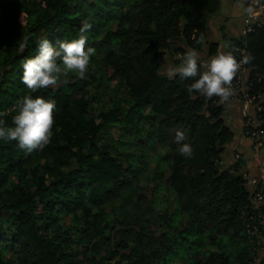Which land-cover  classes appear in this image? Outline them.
I'll return each mask as SVG.
<instances>
[{"label":"trees","instance_id":"trees-1","mask_svg":"<svg viewBox=\"0 0 264 264\" xmlns=\"http://www.w3.org/2000/svg\"><path fill=\"white\" fill-rule=\"evenodd\" d=\"M219 5L220 0H0V113H7L3 118L12 126V108L24 95L56 102L53 136L42 151L27 153L15 141L0 140V264H251L252 250L243 243L246 225L253 224L244 159L239 155L229 169L220 167L234 136L225 105L218 97L194 93L193 99L187 92L191 80H170L161 72L166 54L178 65L187 47L200 52L208 45L209 56L216 52L218 43L207 38ZM85 19L92 25L86 47L96 49L86 79L71 75L58 89L30 92L21 82L20 62L35 55L37 38L53 44L75 39ZM222 30L223 43L255 57L243 66L247 93L264 121V29L253 26L236 37ZM201 33L206 40L198 45L192 37ZM25 35L30 38L21 51ZM116 78L127 95L125 112L111 106L91 113L92 98H84L82 87ZM108 125L166 148L153 159V169L146 168L158 175L149 196L133 192L140 183L136 170L100 143ZM177 129L186 130L191 158L178 153ZM116 200L119 216H126L111 223L104 205ZM140 202L148 221L162 219L152 210L168 211L163 226L167 232L177 227L159 247L146 219L130 214Z\"/></svg>","mask_w":264,"mask_h":264},{"label":"clouds","instance_id":"clouds-1","mask_svg":"<svg viewBox=\"0 0 264 264\" xmlns=\"http://www.w3.org/2000/svg\"><path fill=\"white\" fill-rule=\"evenodd\" d=\"M252 3L264 7L262 0H252ZM236 7L242 14L254 11L248 0H237ZM88 19L82 21L78 37L75 39H57L55 44L46 36L36 40V53L25 57L20 62L22 69L21 82L32 92L40 89H58L61 84H67L69 75L86 79L91 65V58L96 54L94 47H86V32L91 30ZM29 36L25 35L19 45L23 51L28 46ZM196 44H205L203 33L197 38L192 37ZM241 54L238 60L236 53ZM179 64H169L163 70L168 79L177 76L191 80L187 85V92L198 94L207 99L219 98V103L227 105L236 95L233 81L243 65L250 64L255 57L244 53L231 42L223 43L214 55L202 58L200 53L192 47H187L183 54L178 55ZM63 78V79H62ZM195 99L196 96L192 95ZM12 111L11 125L3 118L7 113H0V140L15 141L19 150L31 153L34 150L42 151L53 136L55 124L56 102L54 99H45L41 95H24L17 99ZM187 140L186 130L175 131L174 142L179 146L178 153L185 158L193 156V147Z\"/></svg>","mask_w":264,"mask_h":264},{"label":"rangeland","instance_id":"rangeland-1","mask_svg":"<svg viewBox=\"0 0 264 264\" xmlns=\"http://www.w3.org/2000/svg\"><path fill=\"white\" fill-rule=\"evenodd\" d=\"M250 1V0H249ZM249 3V2H248ZM237 1L234 2L232 0H221L218 12L212 16L214 18V22H216V27L218 24L223 23L219 26V30L223 29V33L228 36V37H236L238 36V33L240 31H245V27H249V23H247V14H242L240 10L236 7ZM254 14L258 15L260 14L261 16H264L262 13L263 11L261 10H254ZM264 25V22L261 21L259 24V27ZM261 28L264 29V26ZM210 34V33H209ZM221 34V31H220ZM221 36V35H220ZM208 39L215 40L214 36L213 38L209 36ZM220 39V38H219ZM220 44L222 45L223 42L220 40ZM173 59L170 57L169 54H166L162 59H161V72L163 73L164 68L169 65L173 64ZM63 79V78H62ZM68 81L71 79V74L67 78ZM81 94H84V98H92V102L90 105V112L98 115L101 112H106L111 106H115L117 109H119L120 112H125V109L127 108L125 104V100L127 98V95L123 88L121 87L120 80L118 78L114 79L113 81H109L108 84H105L103 80H97L94 84L89 83L88 85H85L82 87ZM241 98L240 94H236L235 97H233L232 101L237 102L235 105H238L239 108H234L231 109L232 107L225 106L226 108V117L227 116H232V122L231 125L236 127L239 126L238 122V115L239 111L241 110V115L242 112L245 111L247 113H251L253 115L258 114V109L257 103L252 104L250 107H245L241 106V103L239 100ZM236 107V106H235ZM243 110V111H242ZM97 122H100V120L97 118ZM228 120V118L226 119ZM245 120V119H244ZM244 127V124H243ZM243 127L241 129H243ZM232 128V127H231ZM238 135V133H237ZM99 139L100 143L102 145H108L111 147V154L119 160L124 163L125 165H132L133 168L136 170L134 171L136 179L140 180V183L136 185L134 184L133 186V192L136 189H139L142 193H145L148 191L147 195L149 196V191L153 188L155 185V178L158 176L154 173H151V170H148L147 172L146 168L147 166L150 169H153V159L158 155V154H163L166 151L165 147H160L157 144H151L148 145V143H142V138L139 136L137 132L130 133L129 131H126L124 127L122 126H112L108 125L105 126L99 133ZM242 143H245L250 149L251 152V159L256 163V174L259 173L263 174L264 176V171L263 173L261 172V169L259 168V165H261L264 168V148L262 147L260 154H259V161H255L254 158V152L251 150V144L248 143L247 139L243 137ZM249 144V145H248ZM230 148H228L227 153L224 155V159L221 160V169H229L230 166H227L226 158L230 157ZM263 150V152H262ZM262 153V154H261ZM233 159L234 162H236V154H233ZM246 161L244 159L243 167L246 165ZM254 162L248 161V166L254 167ZM264 170V169H263ZM166 173V172H165ZM243 174V173H242ZM259 178V177H257ZM264 182V181H263ZM259 182V187L264 188V183ZM246 186L250 190L251 187L246 181ZM128 193L124 192L123 196H127ZM173 199L171 197H168L167 204L171 206ZM117 203L120 204V200L113 201L111 203H107L104 205L105 212L107 215V219L111 223H115L114 220L120 219L126 215L119 216L120 212L117 210ZM143 202H140V206L137 207V209H132L128 208L130 211V214L133 216H138V219H140V222L146 219L145 223L147 225V228L153 232L155 238L157 239V246H160V242L164 240V236H169L170 233H176V228L173 229L171 232H167L166 227L163 226V215H166L168 211H159V210H152L153 211V216L158 214H162V219L161 218H154L151 220H147L145 215H143L145 206H143ZM96 209H94L95 211ZM139 210V211H138ZM138 211V212H137ZM137 212V213H135ZM172 212V211H171ZM130 219V218H129ZM137 221V220H136ZM253 226L256 227V232L250 236H246V240L243 242L246 244L252 252H250V256L252 257L251 264H264V226L255 220L254 223L252 224ZM107 235L109 234H114V231H110V233L107 231ZM243 234V233H242ZM254 249V250H253ZM191 252L192 251H188ZM152 256V254L149 255V257ZM113 264V263H112ZM127 264V263H123Z\"/></svg>","mask_w":264,"mask_h":264},{"label":"built area","instance_id":"built-area-1","mask_svg":"<svg viewBox=\"0 0 264 264\" xmlns=\"http://www.w3.org/2000/svg\"><path fill=\"white\" fill-rule=\"evenodd\" d=\"M248 4L253 7L254 10H262L264 14V7H260L258 5H255L252 3V0H248ZM262 3H264V0H262ZM255 11H253L250 14H247V23H249V27H245V31L243 33L248 32L251 30L253 26L259 27V24L261 21L264 22V16H261L260 14L255 15ZM247 69L242 66L241 70L237 73L236 78L233 81V88L235 90L236 94H240V102L241 106L250 107L252 104L255 103V97L250 96L247 93ZM235 97V96H234ZM259 98V97H258ZM258 111H261V108L257 106ZM243 111V110H242ZM242 117L244 120V127L241 130V135L249 140V143L251 144V150L254 152V158L255 161H259V154L264 146L263 139H264V121H262L257 115H253L251 113H247L245 111L242 112ZM239 158V154L236 155V160ZM259 168L261 169V172L263 173V167L259 165ZM244 178L246 179L247 183L251 187L250 189V197H251V208L253 210L252 215L249 217V221L253 222L256 220L259 225L264 226V188L259 187V182L264 181V176H250L247 173H243ZM264 183V182H263ZM256 232V227L253 225H246V233L247 235L252 236Z\"/></svg>","mask_w":264,"mask_h":264},{"label":"crops","instance_id":"crops-1","mask_svg":"<svg viewBox=\"0 0 264 264\" xmlns=\"http://www.w3.org/2000/svg\"><path fill=\"white\" fill-rule=\"evenodd\" d=\"M221 24H223V23H221ZM221 24L219 23L218 26L216 27L217 24H216V22H214V18H212L210 20V34L208 35V38H209V36H211L212 38L214 36L215 40H212V39L210 40V39L207 38V42H208V44L209 43H218L217 49L221 46V44L219 42L220 41V39H219L220 38L219 26ZM199 53H200L202 58H207V56H209L208 55V45L204 46ZM232 99L228 103V104H230L229 106L232 107L231 109L239 108L238 105H235L237 102L232 101ZM227 105H225V106H227ZM227 118H228V120H226V123L228 124V126L230 128L232 127L231 130L233 131V135L234 136H233L232 142L229 143L228 145H226L225 151H224V153L222 155V159H224L223 158L224 155L227 153L228 148H230L229 151H230V154H231L230 155L231 158L230 157L226 158L227 166H231V165H233L235 163L234 159H233V154L234 153L235 154H239V155H241L243 157V159L247 160L245 167H243L242 170H241V173H247L250 176H258V177L262 176L263 174H260V175H259V173L256 174L257 173L256 172L257 171L256 170V163L253 160H250L251 159V155H252L251 152H250V149H249V147L247 145H245V143H242L243 136L241 135V130H242L241 128L243 127L244 119H243V117L241 115V110L239 111V115H238L239 126L234 127V126L231 125L232 116H227ZM237 133H238V135H237ZM247 141L249 143V140H247ZM263 143H264V139H263ZM263 148H264V146H263ZM262 152H263V150H262ZM248 161L254 162V167L248 166Z\"/></svg>","mask_w":264,"mask_h":264}]
</instances>
